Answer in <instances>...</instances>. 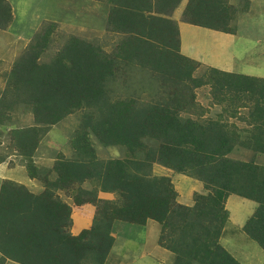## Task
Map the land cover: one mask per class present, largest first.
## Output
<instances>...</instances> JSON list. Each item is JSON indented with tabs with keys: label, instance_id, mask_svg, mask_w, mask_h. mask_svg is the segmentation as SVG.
<instances>
[{
	"label": "trees",
	"instance_id": "obj_1",
	"mask_svg": "<svg viewBox=\"0 0 264 264\" xmlns=\"http://www.w3.org/2000/svg\"><path fill=\"white\" fill-rule=\"evenodd\" d=\"M104 2L107 30L120 35L110 52L70 35L49 54L57 24L48 22L0 72V164L15 155L42 187L34 193L1 181L0 264H105L114 223L148 221L160 225L158 243L173 254L172 264H241L220 244L230 195L256 204L242 232L264 251V165L255 160L264 155V78L181 55L176 22L146 14L151 8L140 0ZM181 2L157 0L171 11ZM247 8L188 0L181 21L234 34L236 17ZM12 19L10 4L0 0V30ZM198 92L213 116L205 117ZM77 113L71 157L58 153L51 168L39 167L42 139ZM18 115H30L32 123L21 124ZM230 119L247 128L237 130ZM97 146L122 148L123 156L101 159ZM237 148L251 158H232ZM154 164L201 182L206 193H194L192 206L179 204L171 179L154 175ZM99 192L116 198L100 199ZM84 204L95 207L92 224L72 235V206Z\"/></svg>",
	"mask_w": 264,
	"mask_h": 264
},
{
	"label": "rangeland",
	"instance_id": "obj_2",
	"mask_svg": "<svg viewBox=\"0 0 264 264\" xmlns=\"http://www.w3.org/2000/svg\"><path fill=\"white\" fill-rule=\"evenodd\" d=\"M52 1V3H45V0H30L29 2L23 4V0H20V2L17 3L21 5L16 6V18L13 25L10 26L11 24H9V28H7L8 30L6 29V33H1V31L6 30H0V60L2 61L1 67L7 66L6 68L8 69L11 66V63L23 52V44H25L26 42L24 40H30L44 23H48L46 20H48L50 17L60 19L62 21V24L57 25L56 31L53 33L54 41L49 54H52V52L60 46V42L64 37L70 35H79L77 34L78 32L72 30L71 27L76 26V22L79 19L77 18V13L79 14L80 9L78 8L77 10V8L70 5L68 1ZM251 1L253 3L249 8L250 11L245 14H239L236 21L237 24L234 23L237 31L236 42L234 43V47H232V53L234 55V60L236 61V73L257 78H264V1ZM22 5L24 6L21 7ZM53 5H56L57 7H54ZM81 31H84L80 35L81 38H84L88 41L99 42L100 44H103L104 49L107 50L111 49L112 45H115L119 39L114 35L109 36V34H105L102 36H97L90 31ZM10 33L14 37L8 35ZM15 38H18V40L16 41ZM221 42L223 44H227L225 41ZM26 44H28V42H26ZM227 49L228 48L226 47H221L216 51V55L219 57V59H223L228 56ZM3 67L1 68V70L4 69ZM135 74L137 73H133L132 77L135 76ZM129 80L127 81V83H130L131 80ZM117 82H119L117 84L119 85L120 81ZM199 92L198 94H200ZM80 117L81 115L79 113L71 115L64 121L57 124L56 126H53L50 129L47 135L42 139L36 153L35 163L39 167L51 168L56 159V154L58 153H62L67 158L71 157V149L69 148L68 139L71 133H73L79 125ZM205 117L208 118V116ZM18 118L19 122L23 125H30L32 123L30 115H18ZM241 118H243V116H241ZM231 123H233L237 127V130H245L247 128V124L239 119H230L229 124ZM123 152V149L118 147L103 148L97 146V155L101 159L121 157L123 156ZM250 154L251 153L247 152L245 149L238 148V150H236L230 156L234 159L247 161L251 158ZM12 155H10L9 157H11L14 162H12V164L10 165L15 164L14 166H19L21 164L20 158H15ZM255 160H257L258 163L264 165V155H258L257 157H255ZM19 171L22 170L16 168V173ZM9 174L10 171H8L7 176ZM24 175L25 173L21 172L16 179L21 180ZM30 185H33V183H30ZM177 185H179V183L173 185V187L175 191L178 190L180 192L178 193L176 191L178 200H184V198L193 197L194 193L191 195L190 190L188 191V193H186L188 189L184 184H182V186L180 185V189L176 188ZM58 194L64 201H67L69 204L72 203L64 192H59ZM110 197L113 198L112 195H110ZM115 198L116 196H114V199L112 200H115ZM255 207L256 204L254 202L238 197L236 195H230L228 198L226 210L229 212V219L222 232L220 244L227 251H229L233 255V257L241 264H264V251L260 249L255 242L249 240L248 237L242 232V226L253 213ZM116 224L117 223H115V226ZM118 224L125 225L126 223ZM153 226L156 225L154 224ZM129 227L130 226L123 227L122 229H118L117 227L115 228V231L117 233V241L119 239L123 242V239L125 237L133 235V240L131 242H128L126 246L123 245L122 249L118 252L120 257L122 259H125V256L129 255V258H136L142 251L146 255L142 256L143 259L139 256V260H134L133 264H159L157 262L156 255L154 253H151V250L147 248L148 245H150V248H152V241L155 239L154 237L158 235V232L155 233V236L150 234L149 243L142 250H140V242L147 238V230L144 231V229H139L138 231H129L126 229ZM150 231H152V229H150ZM115 250L118 249L115 248ZM172 261L173 260L170 259L166 263L172 264ZM5 264L15 263L8 261L5 262Z\"/></svg>",
	"mask_w": 264,
	"mask_h": 264
},
{
	"label": "crops",
	"instance_id": "obj_3",
	"mask_svg": "<svg viewBox=\"0 0 264 264\" xmlns=\"http://www.w3.org/2000/svg\"><path fill=\"white\" fill-rule=\"evenodd\" d=\"M6 1L10 4L11 9H12L13 19L10 25L12 26L16 18V15H15L16 6L17 5L20 6L21 4H17L20 2V0H6ZM29 1L30 0H23V4ZM36 1H41V0H36ZM64 1H68L70 5L75 6L77 10L78 8L80 9L79 14L77 13V18H79L77 21L78 23L76 22L75 27H71L72 30L78 32L77 34L79 35H76V36H80L81 33L84 32L81 30L90 31L96 34L97 36H102L105 34L107 35L109 34V36L110 35L120 36L119 34H116L112 31L107 30V15H108L109 5L105 3L104 0H64ZM132 1L133 0H126V2H132ZM135 1H138V0H135ZM140 1L142 2V5L148 6L149 8H151V10L147 12L146 14L151 15V16L155 15L157 16V18H160V19H169L171 21L176 22L178 32H179L180 54L181 55L199 62L204 67L215 68V69H218L224 72L236 73V66H235L236 61L234 60V55L232 53V47H234V43L236 42L237 29L234 34H229V33H223L219 31H214V30L201 28V27L183 23L181 21V16H182L183 9L188 0H182L180 5L173 11H171L167 5H164V4L158 5L157 0H140ZM46 2L52 3L53 1L45 0V3ZM227 2L229 5H232L237 8L239 7L241 8L245 5L248 6L245 12L238 13L236 20L234 22L235 24H237L236 21L238 19L239 14L240 15L245 14L248 11H250L249 8L252 6V3H253L251 0H227ZM147 3H149V5H146ZM23 6L24 5H22L21 7ZM53 6L57 7L56 5H53ZM46 21L55 23L57 25L62 24V21L55 17H50ZM7 30L1 31V33H6ZM8 35H10L11 37H14L11 35V33ZM17 40L18 38L16 39V41ZM24 41L29 42L30 40L25 39ZM221 41H225L227 44H223ZM26 42L25 44H23V48L26 47L27 45ZM221 47L228 48L227 49L228 56L223 59H219V57L216 55V51ZM112 48H113V45L111 49ZM111 49L109 50L105 49V50L110 52ZM1 63L2 61L0 60V72H3L5 69H7L6 68L7 66L6 67L2 66L4 69L1 70L2 68ZM236 74H240V73H236ZM2 82L3 81L0 80V89L3 88ZM201 91L205 92L206 90L203 89ZM197 101H199L198 103H200L201 106L207 108V111L209 110L208 113H206V116L208 117L213 116L214 112L212 111L211 108L208 107L207 98L199 94V97H197ZM236 150H238V148ZM246 151L248 152L249 150H246ZM12 156L17 158L15 155H12ZM12 162H14V160H12L11 157H8L6 162L0 164V183L2 180L7 179V180H11L16 183L24 185L25 187H27L30 191L34 193H38L39 191L42 190V187L40 186L39 182H37L34 179H30L27 176L26 171L23 166L21 165L14 166L15 164L10 165L12 164ZM16 168H19L22 171H19L16 173ZM8 171H10V174L7 176ZM21 172H24L25 175L21 180H17L16 178L20 175ZM153 174L156 176L169 177L173 185H176L179 183V185H177L176 187L177 189H180V185L182 186V184H184L186 188L188 189L186 193H188V191L190 190L191 195L193 193H202V194L206 193L203 189V185L201 182L195 179H192L190 177H187L185 175L174 173L173 171L167 168L161 167L159 165L153 166ZM30 183H33V185H30ZM176 191L180 193L178 190ZM110 195H112L113 198L110 197ZM97 196L98 198L103 199V200H112L114 199L115 195L99 192ZM177 202L179 204L186 205V206H192L194 203L193 197L184 198V200H178L177 198ZM227 202H228V199L226 201L225 208H227ZM94 214H95V207L91 204H84V205H81L80 207L72 206V213H71L72 224L70 227V233L72 235H78L82 230L89 229L92 224ZM116 223H117L116 226L114 223L112 227V233H111V236L114 239V243L108 254L105 264H133L134 260H139L138 258L139 256L140 258H142V256L146 255L144 254V252L141 251L140 255H138V257L136 258H129L128 257L129 255H128V256H125V259H122L120 255L118 254V252L122 249L123 245L126 246L128 242H131L133 240V235L129 237H125L123 239V242L122 240H119V239L117 241V233L115 231V228L117 227L118 229H122L123 227H127V226H130L129 228H126L129 231H138L139 229H144V231L147 230L146 231L147 238L140 242V245H141L140 250H142L149 243L150 234L155 236V233L158 232V235L154 237L155 239L152 241V244H151L152 248H150V245H148L147 248L151 250L150 251L151 253H154L156 255L157 262L159 264H167L166 263L167 261H169L170 259L173 260V254L170 251L166 250L165 248L161 247L158 243V239L160 237V225L158 223L154 221H148L145 225H143V227L140 225L136 226V225L125 224V223H123L125 225L118 224L121 222H116ZM152 223H154L156 226H153L154 224ZM150 229H152V231H150ZM115 248H117L118 250H115Z\"/></svg>",
	"mask_w": 264,
	"mask_h": 264
},
{
	"label": "clouds",
	"instance_id": "obj_4",
	"mask_svg": "<svg viewBox=\"0 0 264 264\" xmlns=\"http://www.w3.org/2000/svg\"><path fill=\"white\" fill-rule=\"evenodd\" d=\"M70 200V199H69Z\"/></svg>",
	"mask_w": 264,
	"mask_h": 264
}]
</instances>
